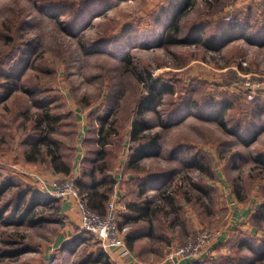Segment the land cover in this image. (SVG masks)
Segmentation results:
<instances>
[{
  "label": "rangeland",
  "instance_id": "obj_1",
  "mask_svg": "<svg viewBox=\"0 0 264 264\" xmlns=\"http://www.w3.org/2000/svg\"><path fill=\"white\" fill-rule=\"evenodd\" d=\"M136 117L156 148L129 166ZM101 144L103 215L116 188L154 203L142 263L205 229L213 241L186 264H264V0H0V264H111L59 199L29 202L34 176L79 192Z\"/></svg>",
  "mask_w": 264,
  "mask_h": 264
},
{
  "label": "built area",
  "instance_id": "obj_2",
  "mask_svg": "<svg viewBox=\"0 0 264 264\" xmlns=\"http://www.w3.org/2000/svg\"><path fill=\"white\" fill-rule=\"evenodd\" d=\"M33 180L37 191L46 197L59 199L63 206L68 205L69 211L75 214L78 227L81 231L94 236L101 245L105 259L111 264H153L142 263L129 252L123 240L122 231L119 226L120 209L118 206V195L114 194L110 199L106 214L101 216L89 210L82 201L80 194L75 189L72 180L64 179L54 183L46 181L41 176H34ZM213 233L202 229L196 234L195 243H189L180 249L171 251L164 261L165 264H177L196 258L201 250L211 243Z\"/></svg>",
  "mask_w": 264,
  "mask_h": 264
},
{
  "label": "trees",
  "instance_id": "obj_3",
  "mask_svg": "<svg viewBox=\"0 0 264 264\" xmlns=\"http://www.w3.org/2000/svg\"><path fill=\"white\" fill-rule=\"evenodd\" d=\"M230 34L228 35L223 34L222 36L219 35L218 37L215 35H210L209 37H207V39L204 40V44L206 47L208 46L209 48L216 49V47H221L226 39L231 38ZM187 38H191V36ZM171 41L172 40H170L169 43H173V41L172 42ZM214 43H217L219 45L216 46V44ZM217 125H219L220 128H222L223 126L221 123H217ZM129 127L131 128L130 143L131 144L139 143L138 147L134 149L132 148V152L128 158V160H130V162H128V165L134 166L136 164H139L146 157L153 156L152 151L155 150L156 148L155 146L156 137H152L150 139L147 137L138 138L139 134L140 135L143 134L149 128L145 119L142 120L136 117V119L133 120L132 123H130ZM249 139L251 140L253 139V137L250 136ZM251 142L253 141L251 140ZM244 144H248V143H246L245 141ZM101 145H102L101 146L102 149L99 152H97V154L100 157L96 158V161L92 163L93 167H91L90 173L86 175L83 172L81 175L82 179L80 178V180H77L76 181L77 183L75 182V184L79 191L78 193L80 194L82 201L85 203V206L94 213L102 216L105 212L104 210L105 204L108 201L110 195L112 194L111 192L114 182L112 181L111 178L107 177V170L109 169L106 167V165L105 164L102 165L99 163L101 161H102L101 163H103L104 161V160L100 161V159L103 158L104 156L103 149L106 146V144H101ZM49 157L51 163L53 164V171L55 173L57 174L61 173L63 175H68L70 173L69 165H67L65 162L63 163L59 162L60 161L59 157L55 155L54 151H50ZM256 162H258L264 169V157L259 158ZM86 176L90 178V182L83 180V178L85 179ZM48 200L52 203H58L56 199L51 198L49 196L46 197L44 195H41L39 192H32L29 202L31 206H40V205L43 206L46 202H48ZM56 208L58 212H61L58 206ZM147 212L148 209L143 208V210L141 211V217L144 218ZM257 214H259V217L262 216L263 217L262 219L264 220V202L262 203L260 207V211Z\"/></svg>",
  "mask_w": 264,
  "mask_h": 264
},
{
  "label": "crops",
  "instance_id": "obj_4",
  "mask_svg": "<svg viewBox=\"0 0 264 264\" xmlns=\"http://www.w3.org/2000/svg\"><path fill=\"white\" fill-rule=\"evenodd\" d=\"M74 167H75V164L73 165V168ZM116 182H118L117 183L118 186L120 183H122V185L124 186V184H127V182H129V179L125 180L121 178H116ZM122 185L120 184V187H122ZM129 185H126L128 189L130 187ZM114 191L115 193H117V195L119 194L118 206H120L123 203L124 208H125V212L121 213L119 217L120 218L119 226L122 231L123 240L126 244L127 249L129 250L131 254H133L134 258H136V260L140 262H143L144 259L140 258L138 254L136 253V250H135L136 243H137L136 241L141 238L147 239V240H153L154 238L155 233L151 229L152 226L149 225L150 224L149 214L152 211V209L150 208L154 205V203L153 202L149 203V205L147 206H144V205L139 206L140 201H141L140 197H137L136 201H132V200L129 201L128 196L123 195V193H121L122 191L121 188L120 190L116 188ZM132 192H134V190H132ZM143 208L148 209V212L144 218L141 217V211L143 210ZM65 210L67 214H72L71 211H69L68 205H65L63 207V211ZM177 264H186V262L180 261Z\"/></svg>",
  "mask_w": 264,
  "mask_h": 264
}]
</instances>
